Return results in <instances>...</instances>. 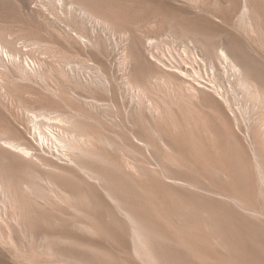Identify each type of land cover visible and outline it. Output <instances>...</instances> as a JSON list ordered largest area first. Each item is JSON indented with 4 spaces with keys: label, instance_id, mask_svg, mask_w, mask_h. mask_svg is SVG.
Instances as JSON below:
<instances>
[{
    "label": "rangeland",
    "instance_id": "374dc122",
    "mask_svg": "<svg viewBox=\"0 0 264 264\" xmlns=\"http://www.w3.org/2000/svg\"><path fill=\"white\" fill-rule=\"evenodd\" d=\"M147 38L174 63L191 40L205 80L194 59L224 46L259 100L228 79L229 108L210 90L194 97L150 60ZM2 45L23 56L0 53V137L35 144L27 112L59 115L85 135L75 161L91 178L47 148L40 161L0 149L21 218H1L0 264H264V0H0ZM127 78L157 114L142 97L131 106Z\"/></svg>",
    "mask_w": 264,
    "mask_h": 264
},
{
    "label": "bare ground",
    "instance_id": "6f19581e",
    "mask_svg": "<svg viewBox=\"0 0 264 264\" xmlns=\"http://www.w3.org/2000/svg\"><path fill=\"white\" fill-rule=\"evenodd\" d=\"M58 1L60 2V0ZM245 9L246 8L244 6V10ZM158 41L151 38H147L145 40V43L143 45L147 50L146 54L149 56L150 60L155 65H157V67L162 68L168 74H172L178 77L182 85H184L189 90H191L190 92L193 91L194 97L199 96V94L203 91V89L210 90L216 93V95L219 96L220 100H222L225 106L229 108V100H227L224 94L221 92L222 91L221 83L225 79L226 80L228 79V82H230V80H233L234 82L239 84L241 89L246 93V95H248L249 98L252 97L254 99L259 100V93L256 90L254 83L249 78L244 77V75L242 74L243 72L241 67L234 60V58L231 56V54L228 52V50H226L224 46H218L216 52L214 53L212 52L213 56L206 54V56H204L205 57L204 59L197 58L198 61L194 59L195 63L198 64L199 62L203 66V68L207 67L209 69V74L211 77L205 80V78L201 74L202 69L200 71V69L198 67L196 68L193 65V63H189L190 59L187 60L188 54H190L191 52L190 49H192L194 45L191 44L190 42L191 40L188 41V43H186L188 44V46L185 45V43L182 45L183 40L181 41V45H182L181 48H183V50L180 49V52L182 51L181 61L180 60L176 61L177 56L175 53V63H174V56L173 54H171L169 47L166 50H163V48L161 49L160 44L161 42L162 43L164 42L163 41L158 42ZM175 42H177V40ZM193 49L195 50V48ZM212 49H214L215 51V47ZM175 51L176 50H174V52ZM0 53H2L3 56V58L1 57L2 60H6L7 62H15L16 65L19 64L18 63L19 61L21 62V58H22L21 56H23V55L20 56L19 53L18 55L11 54L9 50H6L5 46L3 45L0 46ZM24 62L28 66H30L31 61H29L28 58H25ZM127 62H128V56L124 54V57L120 62L122 71L125 70V66ZM96 81L97 84L99 83L102 84V86L107 87L108 88L107 91L110 92L109 87H111V84L110 82L105 80L103 76H99L96 79ZM125 86L130 90L129 99L132 107H134L137 110H140L141 109L140 98L142 97L144 98V100H146V105L154 109V112L156 114L158 113L156 107L152 102V99H149L144 89H142L139 86L137 87L133 86V83L129 78L125 79ZM103 106L104 104L98 103V101H91V107L94 108L95 110H101ZM28 115L30 122L32 123L31 136L35 144H32V142H28V144L18 143L10 139H4L0 137V149L14 153L22 158H30L40 161L43 157L42 155L36 153L38 148L41 147L44 151L46 150L45 148H47L48 150H50L49 152L52 156H56L58 160H65L69 163H74L77 167H79V169L81 168V170L84 171L86 175L91 178V174L86 172L84 168L78 165L77 162L75 161V156L82 152V147L85 145V135L76 133L74 130L73 123L70 120H66L60 117L59 115L48 114V113L36 114V113L27 112V116ZM102 140L105 143H107L105 139ZM134 140L137 143L144 146L147 150L149 149V144L146 143L145 141L137 139L136 137H134ZM159 142H160L159 145H161L164 148H167L166 145L161 140H159ZM45 185L47 186L48 190L50 191V193L54 198L60 199L63 196L64 193L54 183L45 180ZM19 190L24 193L30 194L36 199L43 200L41 192H39L37 188L27 183L21 184L20 187L18 188V191ZM14 204L15 203L14 201H12V198L8 192L6 184L3 181L2 172L0 171V235L4 236L3 226H5V223L4 221L1 220V218L8 220L7 221L8 226L9 223L11 226V224H13L14 222L15 223L21 222L20 221L21 218H19L20 220L18 221V213L15 214L14 212H12V209L15 208Z\"/></svg>",
    "mask_w": 264,
    "mask_h": 264
}]
</instances>
